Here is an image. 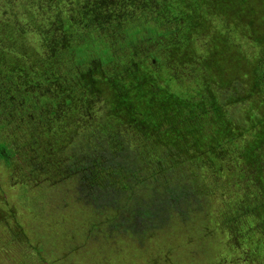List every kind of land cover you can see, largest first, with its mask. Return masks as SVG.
<instances>
[{
  "label": "rangeland",
  "instance_id": "rangeland-1",
  "mask_svg": "<svg viewBox=\"0 0 264 264\" xmlns=\"http://www.w3.org/2000/svg\"><path fill=\"white\" fill-rule=\"evenodd\" d=\"M247 5L242 0H0V105L12 102L10 115H3L9 125L0 128V141L13 144L16 156L10 166L0 159V264H264V218L247 210L258 203L260 213L264 207V146L258 145L255 129L244 125L260 116V101L228 100L229 87L211 84L212 93L224 100L223 118L242 124L241 129L219 149V160L202 154V165L186 167L197 179L199 198L188 217L173 211L165 225L148 230L127 212L83 202L81 183L67 170L69 144L60 141V128L69 134L96 125L104 103L90 95L87 104L75 108L67 103V98L77 100L70 83L63 82L69 93L57 96L62 81L46 80L37 66L40 60H58L47 49L56 44L50 40L92 42L74 31L97 32L100 20L98 33L111 38L109 44H133L132 61L144 62L153 81L185 99L206 94L212 57L245 65L238 71L244 81L250 76L247 67L255 65L256 73H263L261 86L264 10L258 4L253 12ZM165 115L177 124L181 120L173 110ZM206 115L215 116L209 104L195 113L197 120ZM48 123L54 133L47 131ZM129 126L121 120L115 125L127 135L133 133ZM48 133L53 136L47 138ZM134 138L141 142L140 133ZM46 148L53 153L50 164L28 176L33 156Z\"/></svg>",
  "mask_w": 264,
  "mask_h": 264
},
{
  "label": "trees",
  "instance_id": "trees-1",
  "mask_svg": "<svg viewBox=\"0 0 264 264\" xmlns=\"http://www.w3.org/2000/svg\"><path fill=\"white\" fill-rule=\"evenodd\" d=\"M242 1L247 2L253 12L258 4L264 10V0ZM85 10L84 14L91 13V8ZM89 19V23L94 20L93 17ZM83 21L85 22V18ZM79 24L80 28L81 22ZM101 25L100 20L95 24L97 32L91 29L74 31L75 36L81 40L86 41L84 36H90V40L96 44H57L61 40H50L56 44H49L47 49L59 61H51L53 57L50 61L40 60L37 62V66L41 67L38 71L46 80L50 78L53 82L62 81V85L56 90L57 96L64 97L72 92L77 100L67 98V103L75 108L78 103L87 104L90 95L101 97L104 103L96 125H87L81 132L71 129L69 134L65 133L69 131L65 127L60 128V141L69 144L71 162L67 170L80 181L83 202L112 212H127L141 226L146 225V229H156L167 223L171 212L175 211L180 217L186 218L191 207L199 203L195 192L197 179L187 173L186 167L202 165L205 162L202 154L209 161L219 160L222 156L219 149L229 140L231 133L237 134L241 129L242 124L223 118L224 100L212 93L211 84L229 87L230 90L226 93L228 100H249V105L260 101V116L250 122L246 121L244 125L249 123L248 127L255 129L258 145L264 146V82L260 86L258 80L262 79L260 74L263 73L257 74L255 65L252 64L246 71L250 76L244 81L239 78L238 71L246 68L245 65L229 61L227 56L212 57L207 64L210 79L208 91L206 89V94H200L199 100H191V96L185 99L181 94L153 81L144 62L132 61L133 44H120L122 47L118 48L115 44H109L113 40L110 38V41H106L107 36L98 33ZM116 27L119 28L118 24ZM153 59L158 61L159 57L154 56ZM55 63H59L61 69ZM41 76L36 74V77ZM66 80L70 83L69 92L64 90L68 84L63 87ZM205 97L208 100H202ZM11 103L9 100L0 105L1 129L9 125L7 120L4 121L3 115L9 114L7 112ZM204 104L212 107L215 116L208 118L206 115L197 120L195 113L201 111ZM167 109L179 114L180 127L165 115ZM255 113L258 110L253 112ZM119 120L129 124L128 129L133 133L127 135L117 132L115 125ZM105 125L113 130H106ZM46 126L47 131H53L51 123ZM139 133L141 142L137 138L134 143V137ZM51 135L48 133L47 138H51ZM13 148L10 142L0 141V159L6 166H10L15 156ZM52 156L53 153L47 148L33 156L34 164L27 175H37L40 170L35 171L36 167L47 162L50 164ZM255 174L257 178L260 177L258 172ZM256 206L262 207L257 203L247 210L258 213V218L259 215L264 218V207L259 213ZM139 229L137 232H141Z\"/></svg>",
  "mask_w": 264,
  "mask_h": 264
}]
</instances>
